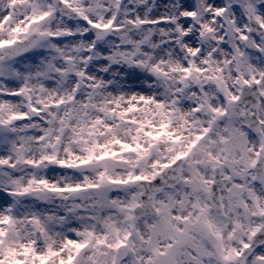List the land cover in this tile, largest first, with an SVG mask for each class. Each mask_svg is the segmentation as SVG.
Listing matches in <instances>:
<instances>
[{
	"label": "snow or ice",
	"instance_id": "obj_1",
	"mask_svg": "<svg viewBox=\"0 0 264 264\" xmlns=\"http://www.w3.org/2000/svg\"><path fill=\"white\" fill-rule=\"evenodd\" d=\"M0 264H264V0H0Z\"/></svg>",
	"mask_w": 264,
	"mask_h": 264
}]
</instances>
